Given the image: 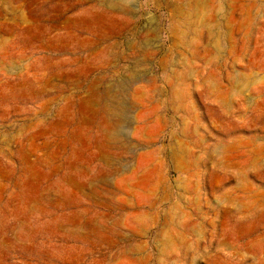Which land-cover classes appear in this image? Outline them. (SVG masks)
<instances>
[{"label":"rangeland","instance_id":"374dc122","mask_svg":"<svg viewBox=\"0 0 264 264\" xmlns=\"http://www.w3.org/2000/svg\"><path fill=\"white\" fill-rule=\"evenodd\" d=\"M0 264H264V0H0Z\"/></svg>","mask_w":264,"mask_h":264}]
</instances>
